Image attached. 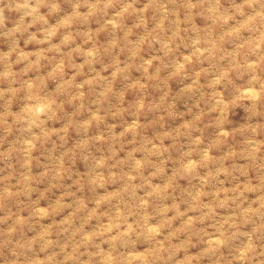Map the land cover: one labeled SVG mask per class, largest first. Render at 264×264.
I'll list each match as a JSON object with an SVG mask.
<instances>
[{
  "label": "rangeland",
  "instance_id": "obj_1",
  "mask_svg": "<svg viewBox=\"0 0 264 264\" xmlns=\"http://www.w3.org/2000/svg\"><path fill=\"white\" fill-rule=\"evenodd\" d=\"M0 264H264V0H0Z\"/></svg>",
  "mask_w": 264,
  "mask_h": 264
}]
</instances>
